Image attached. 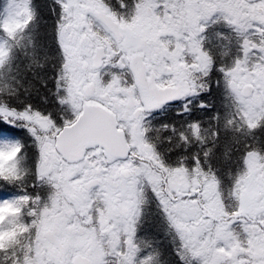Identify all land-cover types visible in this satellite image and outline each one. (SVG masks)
<instances>
[{"label":"snow or ice","instance_id":"6c2138e0","mask_svg":"<svg viewBox=\"0 0 264 264\" xmlns=\"http://www.w3.org/2000/svg\"><path fill=\"white\" fill-rule=\"evenodd\" d=\"M0 264H264V0H0Z\"/></svg>","mask_w":264,"mask_h":264}]
</instances>
